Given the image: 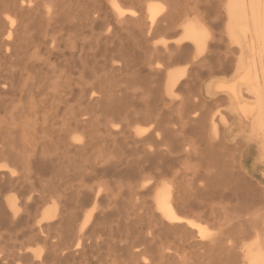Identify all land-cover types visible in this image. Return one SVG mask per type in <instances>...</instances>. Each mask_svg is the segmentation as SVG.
<instances>
[{
    "label": "bare ground",
    "instance_id": "6f19581e",
    "mask_svg": "<svg viewBox=\"0 0 264 264\" xmlns=\"http://www.w3.org/2000/svg\"><path fill=\"white\" fill-rule=\"evenodd\" d=\"M90 1L81 0L78 2L76 10L78 13L81 11L83 12L82 17L78 18L80 22L69 23L66 27L60 26V29L53 26V24H47L44 28H41L35 24L36 16L31 19V25L28 19V17H31V14L24 6L25 0H19L12 4L13 11L16 9V12L23 16L21 27L26 31L32 30L29 36H27L29 37V42L26 43L25 47L28 48L31 46L35 48L37 53L44 51L46 55V59H39L29 65V73L31 75L26 91L29 96V101H27L25 106H20L24 108L20 111L21 115L19 117L28 114L27 116L34 118V124L38 125L42 132L41 138L44 140L42 146H54V150H51L50 154L45 158L41 156L39 160L37 159L35 151L32 153V159H29L28 155H25L28 158L24 156V151L15 152V148L11 149L9 147L10 149H5L8 147L4 146L5 148L0 150V161L11 162L21 168V174L18 176L14 175L16 177L11 178L9 175L5 174L4 169H6L7 166L3 165L0 167V175L8 176V178L11 179L10 181H14V184H19L20 195L25 197L19 204L27 213L30 212L29 210L31 207L37 206L36 208L38 210H35L37 213L33 218H31L32 214L29 213L30 216L28 215V221L25 216L24 219H26V223L22 229L20 228V230H18L19 232L15 235V239H25L26 241L20 242L19 245L16 246L19 247L21 252L13 255L14 258L8 261L7 264H14L15 262L18 264H178L176 253L185 248L190 249L194 255H197V262L199 261V264H261L264 260L262 247L264 243V234H261L259 230L263 241H261V237L259 238V236L257 237V235H255L256 239L252 245L247 249H243L244 253L242 257L247 259L254 254L255 258L253 260L251 259L249 262H236V254L234 253L238 248V242L235 241L236 237L232 239V241H234L231 242L232 244L225 240L228 234H224L225 237L223 238H219L218 235L217 239L207 238L206 229L200 222L210 221L212 219L211 213L205 212L202 204V206L200 204L195 205L192 202L193 200H198L195 197L191 201L189 200L190 198L188 199V197L185 196L183 185L181 186L182 178L179 176H175L173 180H169L160 176V174L151 177L140 174L138 180L131 182V184L125 187L119 186L116 182H111L107 185V189H103L104 187L100 185V187L91 186L90 181L95 178L93 172L98 168V163L90 161V158L93 157V154L90 155L89 153L92 145L89 143L74 145L67 140L70 135L76 133L75 131L79 130L81 127L85 129L88 128V137L94 138V135L99 132L101 123H104L105 127L109 125H114L115 127L120 126L121 130H124V134L121 132L122 138L125 142L126 140H130L127 142L129 147L127 149L130 153L140 155L139 158L141 159V163H148V168H161L163 164H160V161H158L164 154L163 151H161V147L167 144V142L172 144V140L168 137L169 134L167 133V123L163 109L159 108L156 111L152 109L153 112L149 108L144 110H139V108V111L136 110V108L133 107V103H130V101L126 99L133 95H129L127 90L122 88L116 92L118 99L115 101V82H117L115 77L117 71L122 72L123 69L121 70V68L123 67L121 65L118 69L112 62L116 58L121 60L124 58L126 54L124 50L126 48H124V46L130 43L129 39L125 40L122 37V33L119 34L118 32L127 31L130 33L129 35L131 38H134V34L136 36L138 34L139 37L135 36L136 39H141L143 42H150L157 36L165 38L168 34H175L179 28L178 23L181 20L180 17H189L191 12L181 10V7L179 8V6H177L178 2L177 5H174L175 7L173 6V9L170 8L167 10L163 4L162 6L159 4L160 0L159 3L158 0H108L110 11L103 22H97L96 18L90 19L87 10L90 9L89 6L91 4L93 10H96L94 3H97L96 5L98 6V1ZM239 1L240 0H233L226 7V14L229 19L226 32L230 41V44L227 45V53L235 57L232 61L231 59H227L225 63L223 62L224 67L232 66L231 63H233V66L237 70L236 76L230 81H220L215 83L214 86L212 84L213 87L211 88L214 93V98H211L210 102L201 101L202 104L200 106L205 107L201 115L199 113L202 112V110L200 111L202 107L200 108L199 105V109L198 106L191 107L193 109L197 107L198 110L195 109L193 112L192 110L189 111L194 115H197V112L200 111L198 113L200 116L198 115L196 119L194 118L195 122L197 121L199 122L198 124L201 123L206 126L211 134L218 136L223 142L222 144H225L230 149L234 146L227 143L225 139L226 136L224 135L226 131L227 133L230 132V127L225 128L222 134V129L220 130L219 126L220 124L226 126L229 119L228 113L221 110L224 103H227L231 113L239 116L242 121H249V139L264 135V22L258 23V15H255L256 18L250 21L246 17L240 15L244 7L239 5ZM123 4H136L138 6V12L135 11L131 17H126L125 13L127 14L128 11L126 9L128 7L123 9ZM125 10L127 12H125ZM110 14L113 15L115 22L110 20ZM2 15L5 16L4 18L6 19L7 13L5 15L3 13ZM8 16L11 18L9 14ZM49 19L51 20V18ZM12 20L14 19L6 21H9L12 25V22H10ZM204 20L205 19L202 17V23H183L181 25L182 37L175 43L173 53L174 51L175 53L184 51L182 49L185 47V42L191 43L193 56L190 57V61L188 59L185 60L187 64L195 65L200 61H204L207 59L209 51H211L209 50L210 32L208 31L207 25L203 23ZM242 21H248L251 29H241L240 22ZM210 23H213V19ZM99 26H105L110 36L108 34L103 35L102 33H96ZM31 27L33 28L31 29ZM11 30L12 27H10V25L7 26L6 35L8 39L6 38L2 43L5 47L12 45V43L9 42V37L13 35L11 33L13 31ZM72 30H74V32H80L83 38L79 39V36L75 37L70 51L66 53L65 50H60L61 46L57 43L59 40L58 34L63 35L62 31L70 32ZM130 37L128 36V38ZM218 38L216 39L218 40ZM3 39H5V37ZM68 39H71V37ZM213 39L215 38L213 37L212 40ZM64 42H66L64 43L66 47L71 43L65 40ZM136 42L137 41H135V43ZM153 42L154 41H152V43ZM220 42H222V40ZM152 43H150L151 46L148 48L155 53V55L154 53L151 54L158 62L160 60L159 56L167 54L170 48L166 43H162L163 49H159L157 48V44ZM216 47L219 50L220 46L216 45ZM173 53L171 51L170 55ZM16 56L18 57V54ZM126 56L124 59H126ZM148 59L150 60V58ZM169 59L171 60V58L163 60L168 61ZM222 59L224 58L220 60L223 61ZM175 60L173 61L176 62ZM160 61H162V59ZM173 61L171 62L173 63ZM128 62L129 60L126 63ZM14 63L16 62L14 61ZM162 66H164L163 63ZM215 69L217 73V68ZM14 71L16 72V70ZM195 72L192 76H194V74L197 75V72ZM199 74L198 72V75ZM192 76L190 75V77ZM129 77L130 79L122 77L121 80H131L133 83L134 76L132 77L130 75ZM8 78L11 79L10 77ZM180 78L181 75L178 71H166V91L170 93L173 92L179 86ZM117 79L120 80L119 78ZM12 80H14V78H12ZM139 80L141 83L143 82L141 79H138V82ZM151 82H149V84H151ZM138 84H140V82ZM149 84L144 85L148 86ZM181 85L183 88L185 84ZM149 87L152 89L151 86ZM149 87L148 89L144 87L146 92H150L147 91ZM154 87L156 88V84ZM144 88L143 91H145ZM6 90H0V94L7 95L8 92ZM134 91L137 93V89ZM217 94L222 95L217 96ZM149 95H147V98L150 99ZM141 97L142 96H140V98ZM152 97H155L154 92ZM245 100L251 102L247 103ZM148 101L150 103V100ZM189 102L192 101L189 100ZM177 103L179 104V102ZM197 103H195V105ZM5 104L6 102L3 100L0 101V111L3 110ZM12 107L13 106H11V108ZM5 108H7V106H5ZM180 110H177V112ZM185 116L188 115L185 114ZM179 117L182 118V116ZM189 119L190 118H188V120ZM194 119L192 120L194 121ZM38 121L40 124L37 123ZM141 123H145V125L146 123L152 124L154 126V131L150 133L140 130L138 124ZM171 123L174 124L175 122ZM169 124L168 122V125ZM107 128L109 129V131L107 130L109 132L107 134L115 135L116 133L114 131H121L118 128H115V130H112L111 127ZM131 130L132 132H129ZM16 131L18 132V130ZM128 133H130V135H128ZM1 144H3V142ZM13 144H10V146L13 147ZM151 149H154V151ZM220 149H223V146L222 148L220 147ZM44 152L41 153V155H45L46 152ZM214 159L216 160L218 158L215 156ZM127 160L130 159H128L126 155V161ZM218 161H213L212 164L214 162L219 164ZM235 161L236 160L233 162ZM126 164L129 163L126 162ZM207 164H209V161ZM215 164L216 163H214V166ZM109 167L114 174L129 175L134 172L132 169L125 167L122 170H118L119 164H117L116 161ZM140 169L142 171L144 170V168ZM221 175L220 179H225V176H228L226 174L225 176ZM228 177L226 181L231 183V180H228L231 179L230 177L232 176L230 175ZM220 179L215 182L217 184L216 188L218 185H222L220 182L222 180ZM224 179L223 181L225 183ZM233 182L234 180L232 183ZM215 183L214 181L211 182V180H207L206 185L204 184L205 187L203 191H200V193H203L204 196L217 194L219 190H216L214 186ZM234 184H236V180ZM10 185H8L9 188L11 187ZM188 185L190 184L188 183ZM230 187L233 188L232 185ZM234 187H236V185ZM17 188L18 187L15 189ZM237 188L241 190L240 187ZM231 190L228 189L230 194H233ZM236 190L237 189H235V191ZM235 191L233 190L234 193ZM240 192L243 193L244 191ZM225 193L229 194L228 192ZM198 203H200V201H198ZM9 204L12 209L16 206L15 202ZM46 204L49 205V207L39 213V208ZM212 207L213 206L210 207V211ZM199 210L201 211L199 212ZM213 211L214 210H212V213L215 215ZM237 217L238 215L235 220L238 219ZM248 217L246 218L248 219ZM252 217L254 220L253 214ZM0 220L2 221V219ZM4 220H6L5 217ZM216 222L221 221H218L217 218ZM210 224H213V222ZM7 225L0 223V229H6ZM17 225L18 224L15 222L13 225H8L7 228L14 229ZM205 225L209 224L206 222ZM256 226L257 225L253 226L254 229H257ZM210 227L214 228L213 225H210ZM15 229H19V227L17 226ZM215 229L216 228L212 230ZM232 229L233 227L230 230L232 231ZM223 230L222 232H224ZM237 230L240 229L237 228ZM244 232H242L244 236L248 234L246 231ZM236 233L239 235L241 232L238 231ZM12 236L14 237V235ZM239 236L242 237L241 240H244L247 235L245 237H243L242 234ZM227 237L231 239L232 236L230 234V236L228 235ZM116 239H119L122 245L115 244ZM11 246L13 248V245ZM240 249H242V247ZM193 250L195 251L193 252ZM181 259L183 258L181 257ZM197 262L196 264H198Z\"/></svg>",
    "mask_w": 264,
    "mask_h": 264
},
{
    "label": "rangeland",
    "instance_id": "374dc122",
    "mask_svg": "<svg viewBox=\"0 0 264 264\" xmlns=\"http://www.w3.org/2000/svg\"><path fill=\"white\" fill-rule=\"evenodd\" d=\"M18 1L19 0H0V90H2V89L6 90L7 89L6 91L8 92L7 95H1L0 94V101L3 100L4 102H6L5 106H7V108H5V106H4L3 110L0 111V150L4 149L5 148L4 146L8 147L5 149H10V148L14 149L15 148L14 149L15 152H18V151L23 152L24 151L25 152L24 156L28 155L29 159H32V155H33L32 153H33V151H35L37 154V159L39 160V158L41 156H43L42 158H45L48 154H50V151L54 150V146H51V147H45V146L43 147L42 146V144L44 142L43 138H41L42 132L40 130V127L38 125L34 124L35 123L34 118H32L31 116H27L28 114L21 116V117H19V116L21 115L20 111L22 110V108H24V107H20V106H22V105L25 106V104H27V101H29V96L26 93V91L28 89V83L30 82L29 77L31 75L29 73V69H30L29 65L33 62L38 61L39 59H43V60L46 59V55H45L44 51H42L41 53H37L35 48H33L31 46H29L28 48L25 47L26 43L29 42L28 41L29 37H27V36H29V33H31L32 30L26 31L25 29H23V27H21V22H22L23 16H21V14L17 13L16 9H14V11H13L12 4L16 3ZM79 1H81V0H55V1L54 0L53 1L52 0H25L24 6L26 9L29 10V12L31 14V17H28L29 23L31 25H32L31 19L34 16H36L35 24L40 26L41 28H44L47 24H53V26H56L58 29H60V26L66 27V26H68L69 23H77L78 21L80 22V20L78 18L82 17L83 12L81 11L80 13H78L76 10ZM88 1H90V0H88ZM94 1L95 2L98 1L99 8L96 5L97 3H94L96 10H93L92 4H91L89 6L90 9L87 10L89 12V17L91 20L96 18L97 22H101V21L103 22V20H105V17L108 15V13L110 11L108 0H94ZM204 1H206V2H204ZM232 1L233 0H210V1L209 0H193V1L192 0H187V1L186 0H177V1L176 0H160V3H159V0H158V3L161 4V6L163 4L165 9H167V10L170 8L173 9L175 7L174 5H177V2H178L177 6H179V8L181 7V10L191 12L189 17H180L181 20L178 23L179 28L175 34H168L167 36H165V38H163L161 36H157L156 38H154L152 40V41H154L152 43V41L143 42L141 39H138V38L136 39V37H139L138 34H137V36L134 34V36H133L134 38H131L129 35L130 33L127 31L118 32L119 34L122 33V37L125 40L129 39L130 43H129V45L126 44L124 46V48L127 49V50L124 49L126 51V54H127V51L129 54V55L127 54V56L125 54L126 59H124L125 58V56H124V58H123L124 60L116 58L112 62L114 64V66L118 69L121 67V65L123 67V68H121V70L123 69L122 72L117 71V73H116L117 75L115 77V79L117 81V82H115V101L118 99L116 96L117 95L116 92L122 88V89H126L127 93L129 95L130 94L133 95L132 97L129 96L126 99H128L127 101H130V103H133V107L136 108V110H138L139 108H140L139 110H142V109L144 110L146 108H149L153 112V110L156 111L159 108L163 109V113L165 114L166 123H167L166 124V128L168 129L167 133L169 134L168 137H170V139L172 140L173 145L170 144L169 142H167L168 145L165 144L161 147V151H163V153H164L158 159V161H160V164L161 163L163 164V165H161V168H159V167L148 168V166H147L148 163H141V159L139 158L140 155H136L134 153L129 152V150L127 149V148H129L127 145V142H129L130 140H126V142H125V140L122 138V134H124V130L123 129L121 130L120 126H116V127L114 125L107 126V127H111L112 130H115V128H118L119 130H121V131H118V130L114 131L116 133L115 135L114 134H107V133H109L108 132L109 129L107 127H105L104 123H101L99 126V132H97L94 135V138L88 137V135H87L88 128L85 129V128L81 127L79 130L75 131L76 133H73L72 135H70L67 138V140L69 141V143L74 144V145H83V144H88V143L92 145L89 153H90V155L93 154V157L90 158L91 159L90 161H92V162L95 161V163H98L97 170L95 172H93L95 178L92 181H90L91 186H94V187L102 186V187H104L103 189H107L108 188L107 185H109L111 182H116L119 186L125 187V186H128L129 184H131V182L138 180V177L140 174H144L145 176H148V177H151V176L156 175V174H160V176H163L169 180H173L175 176L176 177L179 176L180 178H182V181L183 180L184 181L183 182L181 181V186L183 185L182 187L185 190L184 191L185 196L188 197V199L190 198L189 200H191V201L195 197L198 200H196V201L193 200L192 202L195 205H199V204L201 205L202 204L203 206L202 205L201 206L204 207V211L211 213L212 219L210 221H201L200 222L203 225V227L206 229L207 238L208 239L209 238L217 239L218 236H219V238L220 237L223 238V237H225L224 234H226V235L228 234L229 236L231 234V236H232L231 239H230V237H227L228 235L226 236V239H225L227 242H230V243L234 242V241H232V239L234 237L238 238V239L235 238V241L238 242V246H237L238 248L236 249V252H234V253L236 254L235 255V258L237 260L236 262L242 263L243 261L249 262L251 259L253 260L255 258L254 254H252V257L249 256L247 259L242 257V254L244 253L243 249H247L249 246L252 245V243L256 239L255 235H257V237L259 236V238L261 237V241L264 240V235H263V240H262V235H261V234H264V191H263L264 190V135L258 136L257 139L254 140V142L252 140H250L249 139V136H250L249 121H242L239 116L231 113L227 103H224L221 107V110L226 111L228 113L229 119L227 121V125L224 126V125L220 124L219 126H220V130L222 129L221 130L222 134L224 133L225 128L230 127V132L227 133V131H226V133H224V135L226 136L225 139H226L227 143L229 145L234 146L233 147L234 150H233V148L230 149L225 144H222L223 142L220 140V138H218V136H214L213 134H211L206 126H204L201 123L198 124L199 122H197V121L195 122V119L198 117V115L199 114L201 115V113L204 112L203 109H205V107L200 106L202 104L201 101L203 100L205 102H210V99L214 98V93L212 92L211 87H213L214 84L217 82L229 81L230 79L234 78L236 76V73H237V70L233 66V63H231L232 66H229V67L225 66L224 67V63H225V61H227V59H231V61H232V60H234V57H235V56L227 53V45L230 44V41H229V38H228L227 32H226V27L229 24V19H228V16L226 14V7ZM90 2H92V0ZM165 2H166V4H165ZM239 2H240L239 5L244 7V9L241 11L240 15H242L243 17H246L249 21L251 19H255L256 18L255 15H258V23L264 22V0H240ZM122 7H124L123 9L128 7L126 9L128 12L125 10V12H127V14L125 13L126 17H131L132 14L135 13V11L138 12V8H137L138 6L136 4H123ZM3 13H4V15L7 13L6 19L4 18L5 16L2 15ZM128 13L130 16L128 15ZM8 14L11 16V18L8 16ZM202 17L205 19L203 23H205L207 25L208 31L210 32L209 50H211V51H209V53L207 54V56H208L207 59H205L204 61L199 60L200 62L197 61L198 63H196L195 65H190V64H187V62H185V60L188 59L190 61V57L193 56V51L191 49V43L185 42V44H184L185 47L182 49L184 51H181L180 53H178V52L175 53V51L173 53V50H174L173 48L175 47V43L177 42V40L182 37L181 25L183 23L184 24L185 23H198V22L202 23V21H201ZM49 18H51V20ZM98 18H100V19H98ZM109 18L112 22H115V19H114L112 14H110ZM10 19H14L16 21V23L14 20H12V21H10V22H12V25H11V23H9V21L8 22L6 21V20H10ZM212 19H213V23H210V22H212ZM9 25H10V27H12L11 31H13V32H11L13 34L12 37L11 36L9 37L10 38L9 42H11L12 45L5 47L4 45H2V43L7 38L6 28ZM240 27H241V29H248V30L251 29L248 21L240 22ZM32 28L33 27H31V29ZM98 28L99 29L96 30V33H102L103 35L108 34V31H106L107 29L105 28V26H99ZM62 33H63V35L58 34L59 40L57 41V43H59L61 46L60 50H65L66 53H68L70 51V47H71L75 37L79 36V39L83 38L80 35V32H77V31L74 32V30H72L70 32L62 31ZM127 33H128V36L130 38H128ZM108 35L110 36V34H108ZM222 36L224 37V39ZM4 37H5V39H3ZM70 37H71V39H68ZM213 37L215 39L212 40ZM216 38H218V40ZM220 39L222 40V42H220L221 41ZM64 40L69 42V43L71 42L70 44H68L69 45L68 47H66V44H64V43H66V42H64ZM114 41H115V39H114ZM135 41H137V42L135 43ZM223 41H224V43H223ZM150 43L157 44V48H159V49H163L162 43H166V45H168V47L170 48L169 52L171 53V51H172L173 54L170 55V53L168 52L165 55H163V54L160 56L158 55L160 57V60L162 59V61L159 60L157 62L155 57L152 56V54H151L154 52L152 50H150V48H148L151 46ZM114 45H115V42H114ZM216 45L220 46L219 50L216 47ZM186 48H188V49H186ZM145 50H147V51H145ZM17 54H18V57L16 56ZM150 54L152 57L150 56ZM5 55L7 58L5 57ZM154 55H155V53H154ZM129 56H130V58H129ZM167 56H169V57H167ZM172 57L175 59L176 58H178V59L175 60ZM148 58H150V60ZM168 58H171V60L170 59L168 61L163 60V59H168ZM221 58H224V59H222L223 61L220 60ZM119 60H121V61H119ZM126 60L127 61L129 60V62H128L129 64L126 63L127 62ZM173 60H175L176 62H174ZM14 61L16 63H14ZM171 61H173V63ZM164 62L165 63L167 62V63L165 64ZM162 63L164 64V66H162ZM205 64H207V65H205ZM14 66H15V68L18 69V72H17V69L14 68ZM202 67H203V69H202ZM210 67H212V68H210ZM167 68H168V70H167ZM215 68H217V71H218L217 73L215 72L216 71ZM133 69H135V70H133ZM218 69H220L221 71ZM14 70H16V72ZM169 70H176L181 75L179 86L171 93L167 92L166 88H165V72L169 71ZM194 70L196 72L198 71L200 74L198 75V72H197V75L194 74V76H192V74L195 72ZM208 70H210V71H208ZM159 72H160V74H159ZM134 73H135V75H134ZM207 73H209V74H207ZM261 74H263V73H261ZM130 75L132 77L134 76L133 77L134 78L133 83L131 82V80H121L122 77H124V78L127 77V79H130V77H129ZM136 75L137 76L139 75V76L137 77ZM190 75L192 77H195V78L190 77ZM12 76H14V77H12ZM8 77H10L11 79H9ZM132 77H131V79L133 80ZM135 77H137V78H135ZM196 77H197V79H196ZM12 78H14L15 81L12 80ZM117 78H119L120 80H118ZM138 79H141L144 83L143 82L141 83V81L139 80L140 84H138L139 83ZM149 82H151V84H149ZM4 83H5V85H4ZM144 84H149V85L147 86ZM152 84H154V85H152ZM155 84H156V88L154 87ZM181 84H183V85L185 84L183 86V88H182ZM187 84H188V86H187ZM212 84H213V86H212ZM146 86H147V88H146ZM149 86L152 87L153 91H152V89H150ZM189 86H190V90H189ZM8 87H9V89H8ZM144 87L146 89H148V87H149V90H147V91H150V92H146V89ZM184 87L186 90L184 89ZM143 88L145 89V91H143ZM192 88H193V90H192ZM136 89H137V93L134 91ZM153 92H154L155 97H152ZM199 94H200V96H199ZM97 95H99V94H97ZM147 95H149L150 99L147 98ZM220 95H222V94H217V96H220ZM25 96H27V97H25ZM140 96H142L143 98L142 97L140 98ZM195 96H197V97H195ZM2 97H3V99H2ZM20 99H22V100H20ZM141 99H143V100H141ZM153 99H154V101H153ZM35 100H38V99H35ZM148 100H150V103ZM189 100L192 101L193 103L189 102ZM141 101L144 103H142ZM245 101L247 103L251 102L249 100H245ZM177 102H179V104ZM197 102H200V103H197ZM195 103H197V104L195 105ZM198 105L200 106V108L202 107L200 109V111L202 110V112L198 111L197 115L196 114L194 115L191 112H189L190 110H192V112H193V110L195 111V109L198 110L199 109ZM11 106H13V107L11 108ZM179 106H181V107H179ZM195 106H198V109H197V107L194 109L191 108V107H195ZM187 108H188V110H187ZM5 110H7V111H5ZM177 110H180V111L177 112ZM179 112H180V114H179ZM185 114H187L188 116H185ZM12 116H14V117H12ZM25 116H26V118L27 117H29V118L26 119ZM179 116H182V118ZM187 117L190 119L188 120ZM191 118L192 119L195 118L194 121ZM168 122L170 123L169 125H168ZM171 122H175V123L173 124ZM179 122H180V124H179ZM37 123L40 124L39 121ZM182 125H184V126H182ZM195 125H196V127H195ZM102 126H104V127H102ZM138 128L140 130L150 132V133H152L154 131V126L152 124H148V123H146V125H145V123L138 124ZM176 128H178V129H176ZM16 130H18V132ZM36 131H37V133H36ZM194 131H197V132H194ZM121 132H122V134H121ZM129 132H132V130ZM102 134H104V135H102ZM192 134H195V135H192ZM128 135H130V133H128ZM7 139H8V142H7ZM100 140H102V141H100ZM2 142H3V144H1ZM10 144H13V147L10 146ZM114 145H116V146L118 145L119 147L118 146L116 147ZM217 145H219L221 148L223 146V149H220V147ZM106 147H107V149H106ZM214 147H215V149H214ZM120 148H121V150H120ZM151 150L154 151V149H151ZM232 150L234 153L232 152ZM29 152H31V153H29ZM43 152L45 153V155L44 154L41 155V153H43ZM127 153H129V154H127ZM126 155H127V158L130 160L126 161ZM215 156L218 159L215 160L214 159ZM25 157L28 158L27 156H25ZM200 158H201V160H200ZM233 159L236 161L233 162L234 161ZM207 160L209 161V164H207V162H208ZM115 161L117 164H119L118 170H122L125 167V168L132 169L134 172L129 174V175H123V174L120 175V174H116V173L114 174L109 166L111 164H113ZM122 161H123V163H122ZM213 161H218L219 164H221L222 166L219 165L217 162H214V163H216L214 166V163L212 164ZM126 162L129 164H126ZM3 165L7 166L6 169H4L5 174L9 175L11 178H14V177L21 174V168L18 165L13 164L11 162L0 161V167ZM223 165H224V167H223ZM140 168H144V170L142 171ZM205 169H207V170H205ZM225 174L228 176L231 175L232 177H230L231 179H229L228 181L231 180V183H232L233 180H234V182L236 180V184H234V182L232 184L230 182H227L226 178H229V177L225 176ZM14 175H16V176H14ZM220 175L225 176V179L224 178L220 179ZM200 178H202V179H200ZM185 179H186V181H185ZM189 179H190V181H189ZM218 179L222 180V181H220L222 183V185L220 184L216 188L217 184L215 182ZM223 179L225 180V183H224ZM10 180L11 179H9L8 176H1L0 175V202H1V206H2V207L0 206V210H1L0 211V217L4 215L2 218H0V219H2V221L0 220L1 221L0 223L5 224V225H7V224L13 225L16 222V224H18L17 226L19 227V229H15L17 226L14 229H9V228H7L8 225H7L6 229H0V264H7L8 261H10L11 259L14 258L13 255H16V254L21 252L19 247H16V246H18L20 242H24L26 240L25 239L16 240L15 235L19 232L18 230H20V228L22 229L24 227V224L26 223V219H27V221L29 220V217H28L29 213L32 214L31 218H33V216L36 215V213H37V212H35V210L38 211L36 208L37 206L33 207V208L31 207L29 210L30 212H28V213L23 207H21V205L19 203H21V201L24 200L25 197H22L20 195L19 184L16 183L17 184V186H16V184L13 183L14 181H10ZM207 180H211V182L214 181V183H215L214 186H215L216 190H219V192L217 194L204 196L203 193H200V191L201 192L203 191V188L205 187ZM188 183L190 185H188ZM12 184H14L15 186ZM3 185L5 186V188ZM8 185H10L11 187L9 188ZM184 185L186 186L187 189L185 188ZM231 185L233 186L234 189L232 187H230ZM235 185H236V187H234ZM16 187H18V188L15 189ZM237 187H240L241 190ZM228 189H230V190L232 189L231 191L233 194H230ZM235 189H237V190L235 191ZM186 190H187V192H186ZM233 190L235 191V193L233 192ZM238 190L244 191V192L242 193ZM245 190H246V192H245ZM225 192H228L229 194H227ZM202 194H203V197L205 199L202 197ZM236 194H239V195H236ZM190 195H192V196H190ZM210 197H212V198H210ZM198 201H200V203H198ZM201 201H203V202H201ZM13 202H15V205H16L14 209H12L10 204H9V203H13ZM216 203H218V204H216ZM211 206H213L212 207L213 209L211 208V211H210ZM48 207H49V205L46 204L45 206L39 208V213H41L45 208H48ZM257 208H258V210H257ZM212 210H214L213 212L215 213V215H213ZM200 211L201 210H199V212ZM217 211H218V213H217ZM257 211H258V213H257ZM224 212H226V213H224ZM234 214L236 216L238 215L237 220H235L236 216ZM252 214L254 216V220H253ZM225 215H227V216H225ZM232 215H234V216H232ZM25 216H26V219H24ZM4 217L6 220H4ZM224 217H226V218H224ZM246 217H248V219ZM217 218H218V221L220 220L221 222H216ZM22 219H24L25 221ZM21 220H22V222H21ZM228 220H230V221H228ZM3 221H4V223H3ZM223 221L225 222L226 225L224 224ZM242 221H243V224H242ZM206 222L209 225H205ZM212 222H213V224H210ZM252 222H253V225H252ZM254 222H255V224H254ZM222 224H223V226H222ZM19 225H21V226H19ZM210 225L211 226L213 225V227L216 229L212 230L214 228H211ZM249 225H250V227H251V225H252V227L257 225L256 226L257 229H254V227L250 228ZM231 226L234 229V230L232 229L233 232L230 230L232 228ZM241 227H243V228H241ZM221 228H222V230L224 229L223 231L226 233L222 232ZM237 228L240 230H237ZM259 230L261 231V234L259 233L260 232ZM235 231L241 232L239 235L242 234L243 237H245L246 235L247 236L245 237L244 240H241L242 237L239 236L238 233H236ZM244 231H246L248 233L245 236L243 235L245 233ZM216 232H218V233H216ZM242 232H244V233H242ZM233 233H234V236H233ZM11 234L14 235V237ZM239 240L242 242H240ZM121 243L122 242H120L119 239L115 240V244H121ZM11 245H13V248L14 247L15 248L13 249ZM241 247H242V249H240ZM262 247H263V255H264V243H263ZM194 251L195 250H193V252ZM176 256H177L178 264H187V263L188 264L189 263L190 264H196V262L198 260L197 255L196 254L194 255V253H192L191 250L188 248L180 250L178 253H176ZM181 257L183 259H181ZM14 264H18V263L15 262ZM261 264H264V260H263V262H261Z\"/></svg>",
    "mask_w": 264,
    "mask_h": 264
},
{
    "label": "crops",
    "instance_id": "0c3cea01",
    "mask_svg": "<svg viewBox=\"0 0 264 264\" xmlns=\"http://www.w3.org/2000/svg\"><path fill=\"white\" fill-rule=\"evenodd\" d=\"M235 69H236V68H235ZM232 79H233V78H232ZM232 79H230V80H232ZM230 80H229V81H230ZM256 139H257V137H256V138H254V139H250V140H252V141L254 142V140H256Z\"/></svg>",
    "mask_w": 264,
    "mask_h": 264
}]
</instances>
